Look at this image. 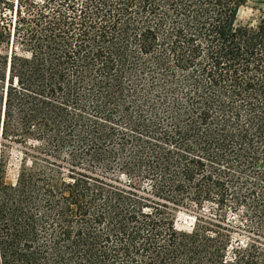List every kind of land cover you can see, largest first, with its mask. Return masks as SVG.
<instances>
[{"label":"trees","instance_id":"obj_1","mask_svg":"<svg viewBox=\"0 0 264 264\" xmlns=\"http://www.w3.org/2000/svg\"><path fill=\"white\" fill-rule=\"evenodd\" d=\"M247 1L0 0V264H264Z\"/></svg>","mask_w":264,"mask_h":264},{"label":"rangeland","instance_id":"obj_2","mask_svg":"<svg viewBox=\"0 0 264 264\" xmlns=\"http://www.w3.org/2000/svg\"><path fill=\"white\" fill-rule=\"evenodd\" d=\"M264 14V0H248L244 6H242L238 12L237 24L238 25H256ZM20 155L16 150L10 153V161L7 168V174L5 182L8 184L14 183L16 170L18 166ZM196 210L194 209H182L180 210L175 219V227L177 231L182 233H190Z\"/></svg>","mask_w":264,"mask_h":264}]
</instances>
